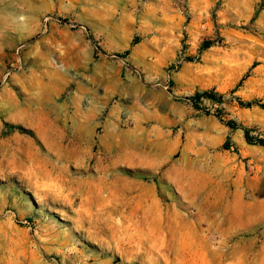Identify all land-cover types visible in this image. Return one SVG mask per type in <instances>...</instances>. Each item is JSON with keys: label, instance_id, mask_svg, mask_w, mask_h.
<instances>
[{"label": "rangeland", "instance_id": "obj_1", "mask_svg": "<svg viewBox=\"0 0 264 264\" xmlns=\"http://www.w3.org/2000/svg\"><path fill=\"white\" fill-rule=\"evenodd\" d=\"M228 121L264 138V0H0V264H264Z\"/></svg>", "mask_w": 264, "mask_h": 264}, {"label": "trees", "instance_id": "obj_2", "mask_svg": "<svg viewBox=\"0 0 264 264\" xmlns=\"http://www.w3.org/2000/svg\"><path fill=\"white\" fill-rule=\"evenodd\" d=\"M207 98L210 99L212 101H217L218 99H220V96H217L215 93L212 92H201V93H195L194 96L191 98V102L193 103V105H195V102L198 101L201 98ZM240 105L245 106V107H251L252 103L251 102H247V103H240ZM227 126L233 130L235 129H240L243 131V136L245 139V142L248 145H260V146H264V138H255L250 134V130L242 127L240 125H237L234 121H228Z\"/></svg>", "mask_w": 264, "mask_h": 264}, {"label": "built area", "instance_id": "obj_3", "mask_svg": "<svg viewBox=\"0 0 264 264\" xmlns=\"http://www.w3.org/2000/svg\"><path fill=\"white\" fill-rule=\"evenodd\" d=\"M177 68V67H174V69Z\"/></svg>", "mask_w": 264, "mask_h": 264}]
</instances>
